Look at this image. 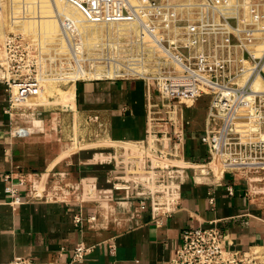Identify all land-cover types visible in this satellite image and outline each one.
Masks as SVG:
<instances>
[{"label":"crops","instance_id":"1","mask_svg":"<svg viewBox=\"0 0 264 264\" xmlns=\"http://www.w3.org/2000/svg\"><path fill=\"white\" fill-rule=\"evenodd\" d=\"M72 87V106L106 125L101 135L106 138L108 134L114 144L121 143L126 157L137 155L138 146L148 138L151 102L155 116L163 115L156 86L141 79L83 81ZM9 106L7 84L0 81V264H11L17 257L30 258L34 264H170L182 246V232L195 227L218 229L223 247L233 252L249 254L264 249V192L255 191L254 174L224 171L216 177L223 163L216 157L211 163L210 151L202 141L207 114L199 108L182 107L174 125L151 123L157 126L152 132L163 130L178 138L179 156L174 160L183 168L177 206L172 213L155 219L149 210L136 212L137 204L131 202L128 192L98 196L94 188H113L110 179L116 166L107 160L99 168L85 167L89 158L79 153L68 163L75 167L72 176L77 182L95 180L86 183L85 195L98 205L49 199L46 177L53 167L38 177L22 173L19 167L26 165L23 149L30 134L27 132L26 138L13 136ZM57 174L62 179L66 175L54 174L56 181ZM50 176L48 185L52 184ZM9 186L17 188L19 204L6 191ZM58 186L56 182L55 189ZM109 200L112 209L105 212ZM79 214L96 220L81 229L74 220ZM81 242L93 249L82 262H73L74 249Z\"/></svg>","mask_w":264,"mask_h":264},{"label":"built area","instance_id":"2","mask_svg":"<svg viewBox=\"0 0 264 264\" xmlns=\"http://www.w3.org/2000/svg\"><path fill=\"white\" fill-rule=\"evenodd\" d=\"M66 2L91 23L128 22L139 25V37L130 40L134 44L132 52L135 48L137 55L128 56L124 66L127 74L146 81L152 64L148 63L144 49L137 48L143 45L144 40L155 42L157 56L163 63L155 64L157 72L151 70L155 74L148 78L160 94L165 113L172 110L173 118L185 100L194 101L203 91L210 90L213 96L207 120L208 117L210 119L202 141L210 151L211 163L219 156L227 167L264 171V90H255L251 86L264 71V51L256 56L248 49L264 34V9L260 10L256 0H138L136 5L129 0ZM60 21L63 28L71 30L72 24L68 19L60 17ZM70 46L71 49L77 48L76 43L70 42ZM39 51V48L26 44L20 35L11 36L6 42L5 60L0 63L4 73L1 81L7 84L10 102L7 112L12 122L13 104L33 105L27 97L37 93L31 91L30 86L41 79L40 76L31 78L39 62ZM174 124L177 122L173 118ZM22 129L25 128L16 129L13 125V136L28 137ZM258 136L263 139L256 141ZM153 137L154 140L142 146L138 157L123 156L130 163L133 188L156 181V174L164 172L166 159L179 156L177 137H160L157 133ZM227 167L225 169L229 170ZM168 170L166 186L171 190L170 198L164 209L155 207L154 213L150 211L155 219L172 213L180 196L183 168L174 165ZM139 171L146 175L144 180H136L135 175ZM90 180L94 179H87V182ZM127 183L124 180L113 183L112 193L133 192L130 185H122ZM20 185H24L23 180H20ZM6 191L12 194L15 204L20 203L15 186L7 187ZM131 202H134V197ZM147 208L141 200L136 212L141 213ZM158 210H163L161 216L155 214ZM74 220L83 229L86 222L91 225L96 218H84L79 214ZM92 249L84 242L78 244L74 249L73 262H82ZM11 264L34 263L30 258L17 257ZM170 264H264V261L259 255L225 249L223 236L216 228L195 227L182 232V246Z\"/></svg>","mask_w":264,"mask_h":264},{"label":"rangeland","instance_id":"3","mask_svg":"<svg viewBox=\"0 0 264 264\" xmlns=\"http://www.w3.org/2000/svg\"><path fill=\"white\" fill-rule=\"evenodd\" d=\"M129 1L133 5L138 3V0ZM256 3L260 10L264 9V0H256ZM60 17L71 22V30L63 28ZM139 34V25L136 23L98 24L88 22L66 0H0V63H4V48L8 38L13 35H20L26 44L39 48L41 51L39 52L43 53L40 54L38 65L31 76L32 79L41 77L40 81L31 87V91H37V93L27 97L33 105L28 103L13 104L12 115L14 127L16 129L25 128L22 130L30 134L29 138L26 139L28 144H25L23 149L22 160L26 159V165L19 167L22 173L35 174L27 176L28 178L38 177L46 173V169L51 165L53 167L50 173L52 184L51 182L49 185L47 183L49 172L46 177L49 199L59 201L76 199L84 204L92 202L84 195L87 192V179H84L80 184L72 176V169L75 167L69 164L75 153L81 154L84 158L93 159L92 161L88 159L86 161L88 165L85 167L96 166L99 168L103 166V162L111 161L116 166L114 168L116 173L113 172L114 174L110 179L112 183H119L124 180L128 183L122 185H130L133 188L134 184L130 183L132 182L130 177L133 176V174H129L130 163L126 162L128 159L123 158L125 156L124 146L121 143L114 144L107 132V137L104 138L101 134L106 125L102 126L101 123H98V119H90L85 114L78 112L72 106L71 96L74 94L72 86L78 82L136 78L137 76L128 75L124 66L129 55H137L135 48L132 52L131 48L134 44L130 40L137 39ZM70 42L76 43L77 48L71 49ZM142 44L138 45L137 49L143 48L146 52L148 63L152 64V67L149 68L150 71L147 72L149 73L148 77H151L155 74L153 71L157 72L155 64L160 63L162 65L163 62L157 56L155 42L144 40ZM248 49L256 56H260L264 51V34H262L261 40L254 42V46H249ZM0 75L1 81L4 77L1 67ZM148 77L146 75L145 78L149 84ZM251 86L255 90H264V71L262 75L254 79ZM212 96L213 93L206 90L202 92L200 98L194 101L185 100L182 106L184 108H199L201 113L207 114ZM150 111L149 138L148 141L142 142L138 146L140 154L142 146L155 139L153 137L155 132L152 130H155L157 126L151 123L155 121H160L161 124L173 123V118L178 122L177 113L172 118V110H167L168 114L163 110V115L161 113L155 116L152 103ZM165 125H162L163 129ZM162 135L170 137V134L167 131L163 132V130L158 136L161 137ZM259 139L262 140L263 138L258 136L256 141ZM172 143L174 144V141ZM29 160L31 162L28 165ZM164 163V172L163 174H156V177L158 176L156 181L141 185L139 188H133V192H121L130 193V198L134 197V202L137 205L139 201L143 200L148 207L147 210L151 212L155 207L163 208L166 206L171 193L169 187L166 186L168 184V175L166 174L169 172L168 167L180 165L170 158H167ZM225 164L219 165L220 171L219 173L216 172V177H220L224 171L243 172L250 176L254 174L255 191L262 190L264 192V171L240 170L239 167H227ZM226 167L229 170H226ZM56 173L66 175L63 180L60 179V175H55L59 178L56 181V177L53 176ZM56 182H59V186L55 189ZM29 187L31 189V182ZM70 188L73 189L70 191ZM110 200L105 212L112 209L113 204L110 203ZM92 203L97 204L96 201ZM155 214L161 216L163 210H158ZM255 252H258L256 254L264 261V249L257 251L254 249L251 254L254 255Z\"/></svg>","mask_w":264,"mask_h":264},{"label":"bare ground","instance_id":"4","mask_svg":"<svg viewBox=\"0 0 264 264\" xmlns=\"http://www.w3.org/2000/svg\"><path fill=\"white\" fill-rule=\"evenodd\" d=\"M4 74V73H3ZM1 76V75H0ZM32 86H30V88H31ZM138 155H140V153H137V155L136 154H134V155H131V156H127V157H138ZM216 158H218L220 161H222V163H223V160L219 157V156H217ZM224 164V163H223ZM135 178H136V180H144L145 178H146V175L144 174V173H142L141 171H139L136 175H135ZM119 188H121V187H119ZM94 191L96 192V194L98 195V196H104V197H108V196H111V194H112V190L111 191H99V190H96V188H94ZM256 253H258V252H255V254L254 255H257Z\"/></svg>","mask_w":264,"mask_h":264}]
</instances>
